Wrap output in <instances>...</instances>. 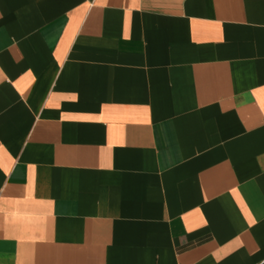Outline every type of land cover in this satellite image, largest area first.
Segmentation results:
<instances>
[{
  "label": "crops",
  "instance_id": "0c3cea01",
  "mask_svg": "<svg viewBox=\"0 0 264 264\" xmlns=\"http://www.w3.org/2000/svg\"><path fill=\"white\" fill-rule=\"evenodd\" d=\"M0 264H264V0H0Z\"/></svg>",
  "mask_w": 264,
  "mask_h": 264
}]
</instances>
